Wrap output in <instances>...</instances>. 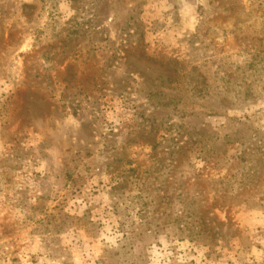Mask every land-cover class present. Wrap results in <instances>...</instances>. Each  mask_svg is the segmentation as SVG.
<instances>
[{
	"label": "rangeland",
	"instance_id": "374dc122",
	"mask_svg": "<svg viewBox=\"0 0 264 264\" xmlns=\"http://www.w3.org/2000/svg\"><path fill=\"white\" fill-rule=\"evenodd\" d=\"M0 264H264V0H0Z\"/></svg>",
	"mask_w": 264,
	"mask_h": 264
}]
</instances>
